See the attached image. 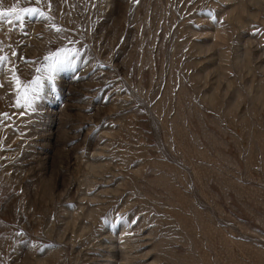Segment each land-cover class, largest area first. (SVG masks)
I'll use <instances>...</instances> for the list:
<instances>
[{
	"label": "rangeland",
	"instance_id": "obj_1",
	"mask_svg": "<svg viewBox=\"0 0 264 264\" xmlns=\"http://www.w3.org/2000/svg\"><path fill=\"white\" fill-rule=\"evenodd\" d=\"M10 8L0 264H264V0Z\"/></svg>",
	"mask_w": 264,
	"mask_h": 264
},
{
	"label": "snow or ice",
	"instance_id": "obj_2",
	"mask_svg": "<svg viewBox=\"0 0 264 264\" xmlns=\"http://www.w3.org/2000/svg\"><path fill=\"white\" fill-rule=\"evenodd\" d=\"M39 2V0H38ZM21 12L27 13L28 15H37L39 14L40 16H44L43 12H37L36 9H22ZM16 13V9H8L7 11H0V19L4 18L5 16H11V14ZM47 18V17H45ZM16 20H20L21 19V15L20 14H16L15 16ZM57 31H60V29H56ZM57 57H59V54H56ZM46 59H48L50 61L49 63V67L46 69V76L45 78L47 79V81L52 84L54 79H55V73L62 70L65 67H70V63L67 61V59L61 60V59H53L51 57H46ZM0 63H2V59H0ZM18 82V80H17ZM33 86H29V89H27L26 91H31L33 93L38 94L39 91L42 89L43 85L41 83V78L37 77V79L33 82ZM54 86H53V91H54ZM28 107H31V101L28 102Z\"/></svg>",
	"mask_w": 264,
	"mask_h": 264
}]
</instances>
